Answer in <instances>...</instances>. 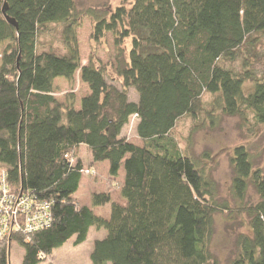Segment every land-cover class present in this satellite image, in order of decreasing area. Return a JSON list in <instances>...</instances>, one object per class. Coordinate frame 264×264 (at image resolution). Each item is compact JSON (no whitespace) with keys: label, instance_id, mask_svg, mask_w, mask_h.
Masks as SVG:
<instances>
[{"label":"trees","instance_id":"obj_1","mask_svg":"<svg viewBox=\"0 0 264 264\" xmlns=\"http://www.w3.org/2000/svg\"><path fill=\"white\" fill-rule=\"evenodd\" d=\"M104 8L0 0V170L15 190L52 202L54 218L28 242L15 238L22 264L45 262L71 239L84 244L92 228L105 231L92 264H220L210 247L215 216L236 210L218 199L216 182L183 149L177 126L190 117L214 129L219 113L264 127V77L252 60L264 41V0H122ZM84 16L94 22L95 41L114 36L115 78L93 60L82 66L77 30ZM57 30L63 51L47 41ZM78 71L89 94L80 103L74 95L59 101L55 81L72 83ZM134 117L142 145L123 136ZM82 146L94 163L108 162L113 180L124 170V205L109 193L94 194L91 207L76 200ZM253 160L248 147L234 149L232 198L249 220L225 264H264V168ZM250 189L256 205L245 204ZM108 204L109 218L96 215L93 209ZM13 241L0 244V264H11Z\"/></svg>","mask_w":264,"mask_h":264},{"label":"rangeland","instance_id":"obj_2","mask_svg":"<svg viewBox=\"0 0 264 264\" xmlns=\"http://www.w3.org/2000/svg\"><path fill=\"white\" fill-rule=\"evenodd\" d=\"M121 3L122 0H77L79 10L92 8L97 12L104 11L106 5L115 8ZM93 38L94 22L89 16H84L82 26L77 30L82 66L93 60L107 66L109 76L115 78V69L112 65L116 66L117 64L119 49L116 46L114 36L109 33L100 42L95 41ZM47 41L51 42L55 49L63 51L59 30L51 33L47 37ZM130 45V40L126 41L124 49L127 55L130 52ZM256 56V60L252 59L253 69L258 76L264 77V41L263 45L256 50ZM236 66L239 69L240 63H236ZM116 84L118 85L117 82ZM54 86V95L61 102H65L69 95H74L76 102L80 103L81 99L89 94L87 85L81 81L80 71L76 73L72 83L65 79H57ZM131 93L133 99H137L134 91H131ZM210 99L211 97L207 94L203 97L206 104L209 103ZM216 118L217 124L214 129L210 127L209 122L204 127H197L198 122L190 117L186 118L179 122L177 134L183 149H189V152L204 165L210 177L216 182L218 199L221 202L227 200L230 202L232 210H236L231 218L218 214L214 220V235L210 243L211 252L214 259L220 264H225L234 254V241L237 234L248 232L246 223L249 220L245 212L241 210L237 212L240 205L232 198L233 168L231 159L233 151L238 146H247L254 156L255 167L264 168V127H255L253 130L243 120L219 113ZM135 121V118L131 119L130 124L123 131V136L136 145H142L136 132ZM90 154L87 149L79 152L84 174H82L81 187L76 194V200L80 205L91 207L94 194L109 193L112 202L124 205L120 188L123 182L124 170L120 171L118 179L113 180L109 175L108 163H98L101 165L95 166ZM258 202V196L253 189H250L245 204L256 205ZM93 210L96 215L107 219L110 216L111 204ZM260 211L264 216V206ZM262 225H264L263 219L260 220L258 228H261ZM104 237V230L93 228L84 244L76 247L74 239H71L64 246L55 250L52 256L41 264H92L91 254L94 244ZM23 256L24 249L17 242H12L10 249L11 264H22Z\"/></svg>","mask_w":264,"mask_h":264},{"label":"built area","instance_id":"obj_3","mask_svg":"<svg viewBox=\"0 0 264 264\" xmlns=\"http://www.w3.org/2000/svg\"><path fill=\"white\" fill-rule=\"evenodd\" d=\"M53 222L52 202L39 200L31 191L15 190L7 171H0V244L11 239L15 243L18 237L28 242Z\"/></svg>","mask_w":264,"mask_h":264},{"label":"water","instance_id":"obj_4","mask_svg":"<svg viewBox=\"0 0 264 264\" xmlns=\"http://www.w3.org/2000/svg\"><path fill=\"white\" fill-rule=\"evenodd\" d=\"M6 11H7V5L5 4V6H4V8H3V14H4L5 16H6ZM6 19L8 20V22H9L10 24L17 26L16 23L14 22V20L9 19L8 17H6Z\"/></svg>","mask_w":264,"mask_h":264},{"label":"crops","instance_id":"obj_5","mask_svg":"<svg viewBox=\"0 0 264 264\" xmlns=\"http://www.w3.org/2000/svg\"><path fill=\"white\" fill-rule=\"evenodd\" d=\"M83 149H87L85 146H82L81 147V151L83 150ZM88 150V149H87ZM89 151V150H88ZM90 152V151H89ZM91 155V154H90ZM93 163V162H92ZM94 165L95 166H97V165H101V164H98V163H94ZM93 230V228L90 230V233H91V231ZM90 235V234H89Z\"/></svg>","mask_w":264,"mask_h":264},{"label":"bare ground","instance_id":"obj_6","mask_svg":"<svg viewBox=\"0 0 264 264\" xmlns=\"http://www.w3.org/2000/svg\"><path fill=\"white\" fill-rule=\"evenodd\" d=\"M134 118L136 119L135 122H136V127H137V124H138V117H134ZM129 124H130V123H129ZM127 126H128V125H127ZM127 126H126V127H127ZM126 127H125V128H126ZM125 128H124V129H125ZM123 131H124V130H123ZM245 147H247V146H245ZM107 163H108V162H107ZM108 165H109V164H108ZM123 178H124V176H123ZM123 204H124V203H123Z\"/></svg>","mask_w":264,"mask_h":264}]
</instances>
